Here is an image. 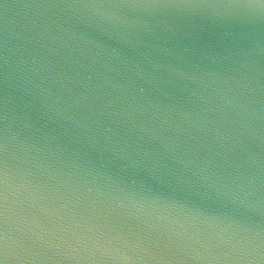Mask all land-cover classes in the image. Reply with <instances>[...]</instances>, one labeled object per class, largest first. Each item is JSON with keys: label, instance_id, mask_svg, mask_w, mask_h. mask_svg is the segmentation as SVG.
<instances>
[{"label": "water", "instance_id": "water-1", "mask_svg": "<svg viewBox=\"0 0 264 264\" xmlns=\"http://www.w3.org/2000/svg\"><path fill=\"white\" fill-rule=\"evenodd\" d=\"M0 264H264V0H0Z\"/></svg>", "mask_w": 264, "mask_h": 264}]
</instances>
